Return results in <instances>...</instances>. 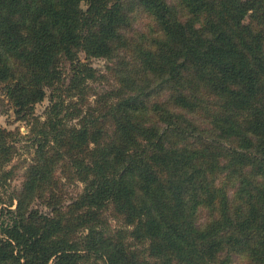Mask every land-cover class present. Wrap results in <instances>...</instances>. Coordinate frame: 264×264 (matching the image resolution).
I'll return each mask as SVG.
<instances>
[{
  "label": "trees",
  "instance_id": "obj_1",
  "mask_svg": "<svg viewBox=\"0 0 264 264\" xmlns=\"http://www.w3.org/2000/svg\"><path fill=\"white\" fill-rule=\"evenodd\" d=\"M124 1L0 0V86L29 128H0V189L19 143L34 149L16 211L0 197L17 215L1 222L0 264H94L90 255L103 264H227L223 246L264 264V183L249 190L242 181L236 207L224 190L246 166L242 150L264 166V0H135L154 23L131 39L124 29L136 19ZM115 44L141 63L111 69L125 90L98 97L104 114L68 108L66 98L75 103L102 79L79 53L114 60ZM46 99L42 121L34 109ZM175 135L196 142L176 147ZM225 140L235 144L230 157L212 145ZM220 163L228 172L217 188ZM57 170L82 193L70 218L53 212L33 223L27 205ZM109 204L124 219L115 234L102 218ZM199 207L215 215L196 227Z\"/></svg>",
  "mask_w": 264,
  "mask_h": 264
},
{
  "label": "rangeland",
  "instance_id": "obj_2",
  "mask_svg": "<svg viewBox=\"0 0 264 264\" xmlns=\"http://www.w3.org/2000/svg\"><path fill=\"white\" fill-rule=\"evenodd\" d=\"M241 1L245 2L248 0ZM124 5H126L125 13L127 14V16L130 19H136L131 28L128 29L127 27L126 29H124V31H126L124 35L127 38H135L136 36H138V33L146 31L148 26L153 25V20L149 16L144 14L146 12H144L142 8L139 7V3L137 1L125 0ZM87 8L88 6L85 3H82L80 6V9L83 12H86ZM247 21L249 22V19H247ZM84 29L86 30H84V32L82 33L83 35H86L88 33V30H90V26L85 25ZM115 45L116 58H114V60H107L101 57H89L83 50L79 53V58L82 62L90 64L94 69H96V79H98V76H102V79L98 80L97 82H94V80L92 79L89 80L86 86H84L81 89V92H79L81 93V96H78V99L76 98L77 101L75 103V98H66V105L68 108H70V105L77 104V107L83 109L84 111H87L89 109V106H91L93 107L91 109L92 114L96 111H98L99 114H104V112L107 110V106L103 102L99 101V103L98 97L115 90L117 87L121 88V90L124 89L122 86L120 87L119 83H117V78L113 74V71H111V69L114 68L115 70L116 68V70H120L119 67H122L121 65L123 61H125L126 63H131L132 66H138L140 62L137 57H135V53L130 51L129 48H122L120 47L121 45L118 44ZM62 63L63 67L65 68V72L68 73L65 81L68 84V77L72 76L73 71H71L70 64L64 59L62 60ZM120 94L122 95V91ZM49 105L50 101L48 99H46L42 103H37L35 105L34 113L37 117H40L42 121H45L48 117L47 111ZM200 117L204 121H206V118L208 120V115L206 116V118L203 115H201ZM77 118L78 116L76 117L75 123L78 121ZM211 118L213 117H210L209 119L211 120ZM0 128L7 129L8 131L13 132L20 131L22 135L29 134V128L25 123L19 120L18 116L15 113L14 107L9 102V99L7 98L5 92L2 90L1 86ZM168 140H170L172 145L176 147H183L185 144H188L190 147H192L196 142L193 139H185V137H180L177 135L170 136ZM207 142H209V140H207ZM26 144V140L19 143L18 153L14 155L12 162L6 164L3 169L7 173L5 175L6 178H4L7 187L4 189H0V197L3 199L4 203L12 205L11 209H13L14 211H16L18 207V197L21 195V192L23 190V185L25 183L24 181L27 175V167L31 162V158L34 152V149H28L27 147H24ZM231 144L235 145L231 140H225L221 143H212V145H220L221 147H224V153L227 154L228 157H230V155L233 153V151L229 149V145ZM242 151L247 154L248 159H246V166H244L242 171L239 172L238 175H236V179L232 183L228 185L226 184V186L224 187V190L227 193L228 197L231 199L232 205L234 207H236L239 203L238 199L234 197L235 191L238 188L239 190H242L240 189V184L242 181H245L246 184L250 185L249 188L247 187L249 190L254 189L261 183H264V166L260 169V171H258V168L256 166L257 162H259L260 164V154L255 155L250 154L249 152H245L244 150ZM222 163H220V166L222 165ZM221 168L222 166L214 176L216 179V184L214 186H216L217 188L221 187V183L224 182V175L226 174V172H228V170H225L226 168ZM63 173L67 174L68 172ZM63 173L61 174L60 170H57L54 173L55 177H52V182H49L47 184L48 190L44 191L45 196L37 197L27 205L25 215L28 216L29 214H32V216H34L33 218L29 219V221L36 223L38 218L40 220L42 217L52 216L53 212L66 213L67 218L71 217V213L70 211H68L67 207L68 205L72 204L73 200H75L78 195L82 193L84 185L83 183L79 182L78 179L70 180L71 178H67V176ZM53 195L56 196L55 199L52 197ZM60 201H63L64 203H61ZM214 215V210L207 209L205 207H199L196 212L197 217L195 220V226H204V224L208 223ZM16 217L17 215L8 213L7 209L5 208V204H0V225L3 221L12 222ZM102 218H104L105 222H107L111 227L112 234H115L114 231H116V228H118V226H124L123 216L118 215L114 211V207L111 204L106 207L104 216ZM107 230L108 227L106 226L104 232H107ZM79 231V236L83 237L87 235V233L85 232H88L87 230L84 231V229H81ZM83 233L85 234L83 235ZM109 234L110 233H106L105 235H102V237L106 238L107 236H109ZM223 247L224 250L220 253V257H225V260H227V264H253L244 253L228 251L226 250V246ZM90 259L92 260V263L95 262L94 264H103L102 262H99L94 255H90ZM49 264H56V260L52 259Z\"/></svg>",
  "mask_w": 264,
  "mask_h": 264
}]
</instances>
